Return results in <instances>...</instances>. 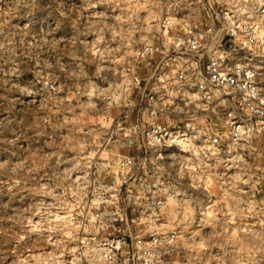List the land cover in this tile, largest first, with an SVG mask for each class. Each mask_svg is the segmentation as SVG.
I'll return each instance as SVG.
<instances>
[{
  "label": "rangeland",
  "instance_id": "rangeland-1",
  "mask_svg": "<svg viewBox=\"0 0 264 264\" xmlns=\"http://www.w3.org/2000/svg\"><path fill=\"white\" fill-rule=\"evenodd\" d=\"M216 2L0 0V264H88L71 215L112 123L139 98L136 52L164 16L204 22ZM247 58L264 89V45ZM188 198L170 202L164 226L197 256L181 264H264L262 194L217 193L201 214Z\"/></svg>",
  "mask_w": 264,
  "mask_h": 264
},
{
  "label": "built area",
  "instance_id": "built-area-1",
  "mask_svg": "<svg viewBox=\"0 0 264 264\" xmlns=\"http://www.w3.org/2000/svg\"><path fill=\"white\" fill-rule=\"evenodd\" d=\"M261 45L264 0H217L204 22L161 18L158 40L136 52L139 98L112 123L71 215L88 264L196 260L164 229L170 202L188 194L199 214L228 191L262 194L264 206V89L247 58Z\"/></svg>",
  "mask_w": 264,
  "mask_h": 264
}]
</instances>
